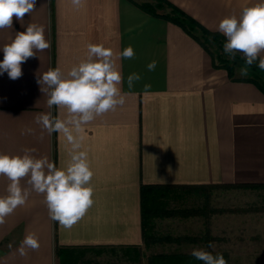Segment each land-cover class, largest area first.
Wrapping results in <instances>:
<instances>
[{
	"label": "crops",
	"instance_id": "crops-1",
	"mask_svg": "<svg viewBox=\"0 0 264 264\" xmlns=\"http://www.w3.org/2000/svg\"><path fill=\"white\" fill-rule=\"evenodd\" d=\"M167 1L221 35L223 18L239 17L244 7L260 2ZM29 23L43 25L50 47L21 65L20 78L0 75V154L22 156L25 149H35L31 155L66 168L70 145L62 134H49L35 123L37 113L58 115L56 106L48 108L37 77L57 67L66 76L87 59L88 44L113 50L125 104L84 129L81 150L87 151L94 174L92 207L65 229L49 218L44 195L23 178L21 187L30 195L0 224V264H58V247L141 244L142 185L264 184V94L216 68L211 54L181 27L144 12L133 0H87L80 10L70 0H36L22 22L14 16L11 28L0 29V61L3 47ZM129 46L134 57H120ZM152 61L156 67L149 71ZM133 73L140 79L129 88ZM29 128L32 133L22 134ZM9 183L0 175V197L8 194ZM29 233L40 247L21 256L17 249Z\"/></svg>",
	"mask_w": 264,
	"mask_h": 264
},
{
	"label": "clouds",
	"instance_id": "clouds-1",
	"mask_svg": "<svg viewBox=\"0 0 264 264\" xmlns=\"http://www.w3.org/2000/svg\"><path fill=\"white\" fill-rule=\"evenodd\" d=\"M70 3L80 10L86 6L87 0H70ZM35 4L36 0H0V29L11 28L14 16L22 22L26 13L34 11ZM218 31L227 38L223 48L230 58L234 59L236 53L240 52L247 66L259 60L258 67L264 70V0L244 7L239 17L232 15L223 18ZM44 32L43 25L34 23H29L24 32H17L14 40L2 49L4 58L0 61V75L7 72L12 80L20 78L23 74L21 65L29 58L36 57L37 51L50 47ZM134 55L131 46L119 54L126 59ZM147 67L149 71L155 70L156 62L152 61ZM240 75L247 76L248 68L242 67ZM139 79L138 74H130L128 87L132 88L133 82ZM37 83L42 93L47 92L48 108L56 106L58 115L53 116L51 111L37 113L35 123L49 134L56 132L63 135L70 145V161L66 168H57L47 157L31 155L35 149H25L22 156L0 154V175L10 181L8 194L0 197V224H4L5 218L18 207L26 204L30 191L22 188L20 181L29 177L31 190L44 195L49 218L65 229H71L94 203L90 183L94 174L87 151L81 150L84 129L96 117L125 104L126 94H121L120 87L122 75L111 48L102 44H88L87 59L72 67L66 76L57 67L38 76ZM60 110L65 111L61 113ZM32 131L29 128L22 134ZM168 171L171 173V168ZM39 247L38 237L29 233L17 251L25 256L27 249L38 250ZM208 247L214 248V244L209 242ZM190 254L204 264H227L222 254L213 255L202 248H194Z\"/></svg>",
	"mask_w": 264,
	"mask_h": 264
},
{
	"label": "rangeland",
	"instance_id": "rangeland-1",
	"mask_svg": "<svg viewBox=\"0 0 264 264\" xmlns=\"http://www.w3.org/2000/svg\"><path fill=\"white\" fill-rule=\"evenodd\" d=\"M133 1L157 5V0ZM208 40L205 45L217 63H235L234 76H248L240 75L239 65L246 66L242 53L232 59L224 52V44ZM248 67L264 78L257 63ZM248 185H174L180 188L169 189L161 213L147 219L141 244L75 250L72 264H150L153 256L191 255L194 248L220 253L227 264H264V187ZM209 242L214 248L208 247Z\"/></svg>",
	"mask_w": 264,
	"mask_h": 264
},
{
	"label": "trees",
	"instance_id": "trees-1",
	"mask_svg": "<svg viewBox=\"0 0 264 264\" xmlns=\"http://www.w3.org/2000/svg\"><path fill=\"white\" fill-rule=\"evenodd\" d=\"M132 1V0H130ZM144 12L154 16L164 18L179 27H181L187 34L196 39L213 57L212 53L206 47L205 44L208 43V39L221 42L225 44L227 38L219 33L211 32L195 19L184 13L180 8L173 5L167 0H157V5L153 6L149 3L137 4ZM163 8L169 9V12H157V10H162ZM200 32V33H199ZM199 33V34H197ZM203 37V38H202ZM214 65L216 68H223L230 79H234V70L236 65L224 63H217L216 59L213 57ZM255 63H259L257 60ZM248 68V76L241 79V81H246L255 85L264 94V78L262 73L255 72ZM255 67V66H254ZM264 72V70H262ZM248 186L260 188L264 187V184H249ZM170 188H180V186L174 185H142L141 186V208H142V237L145 239V227L147 225L146 221L151 216L159 215L161 212L159 208L165 204L164 199L168 195ZM85 247H58L55 249V257L59 264H72L75 259V250L84 249ZM213 254V253H212ZM216 255V254H213ZM150 264H204L203 261L197 260L192 255H181V254H161L151 257Z\"/></svg>",
	"mask_w": 264,
	"mask_h": 264
}]
</instances>
